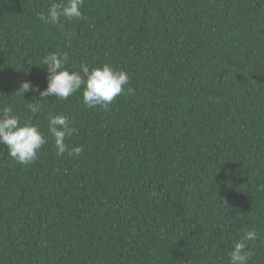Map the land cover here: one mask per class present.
<instances>
[{"label":"trees","instance_id":"trees-1","mask_svg":"<svg viewBox=\"0 0 264 264\" xmlns=\"http://www.w3.org/2000/svg\"><path fill=\"white\" fill-rule=\"evenodd\" d=\"M52 2L0 0V112L46 135L66 115L82 152L49 136L21 165L0 145V264H229L252 229L264 264V0H85L62 27L38 18ZM49 53L123 69L134 91L33 112L39 94L14 93L46 89Z\"/></svg>","mask_w":264,"mask_h":264},{"label":"clouds","instance_id":"clouds-1","mask_svg":"<svg viewBox=\"0 0 264 264\" xmlns=\"http://www.w3.org/2000/svg\"><path fill=\"white\" fill-rule=\"evenodd\" d=\"M85 0H53L46 13L39 14V20L46 25L63 26V21L75 19L87 20L82 9ZM66 35H70L66 33ZM71 35H74L72 33ZM67 55L49 53L42 60V66L48 70L47 87L41 90L31 82H23L14 94L25 96L31 91L39 94V100L28 102L27 107L36 112L43 106L41 101L48 97L64 99L77 93L83 88L82 103L88 108L107 109L121 95L130 94L134 90L130 84V76L123 69H117L109 63L92 67L85 64L79 70L70 71L67 67ZM78 134L74 122L66 115L57 114L48 121L46 135L39 125L30 121L21 123V118L14 112L12 106H5L0 112V145L7 147L8 155L18 164L30 165L39 158L42 148L49 142V136L54 140L56 153L63 156H78L82 147L75 146L69 150L67 141ZM237 218L243 217L237 214ZM256 229L248 230L232 245L229 253V264H249L254 256L251 245L259 241Z\"/></svg>","mask_w":264,"mask_h":264}]
</instances>
